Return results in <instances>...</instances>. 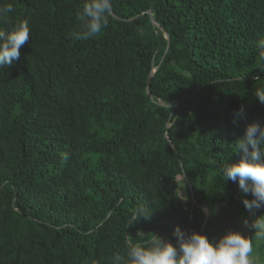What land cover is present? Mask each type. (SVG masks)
<instances>
[{"label":"trees","instance_id":"obj_1","mask_svg":"<svg viewBox=\"0 0 264 264\" xmlns=\"http://www.w3.org/2000/svg\"><path fill=\"white\" fill-rule=\"evenodd\" d=\"M84 2L0 0L14 8L0 28H30L0 68V264H110L129 236L216 240L221 211L248 212L219 169L264 125V0H113L76 40ZM139 208L150 217L129 225Z\"/></svg>","mask_w":264,"mask_h":264},{"label":"clouds","instance_id":"obj_2","mask_svg":"<svg viewBox=\"0 0 264 264\" xmlns=\"http://www.w3.org/2000/svg\"><path fill=\"white\" fill-rule=\"evenodd\" d=\"M14 11L11 3L0 7V24L10 23L8 14ZM113 14V0H85L76 14L80 30L73 32L76 40H87L99 35L107 27ZM30 39V28L26 20L16 22L8 31L0 28V68L11 66L20 58V49ZM256 48L264 61V39L258 40ZM259 67V66H258ZM261 68V67H260ZM264 70V68H261ZM257 80H259L257 78ZM254 95L264 104V85ZM243 115V109L234 114ZM233 123H237L233 119ZM235 153L240 155L238 163L225 164L219 169L226 182L238 185V191L251 199H243L245 209L253 216L264 211V125H247L243 137L235 142ZM207 214V210L202 209ZM151 212L137 209L129 225L141 217L148 219ZM245 227L254 230L251 237L239 231L229 230L218 240H210L196 231L186 232L176 226L173 240L155 233L143 242H135L131 236L125 240V255L115 254L110 264H253L254 243L264 241V214L251 223L244 220Z\"/></svg>","mask_w":264,"mask_h":264},{"label":"rangeland","instance_id":"obj_3","mask_svg":"<svg viewBox=\"0 0 264 264\" xmlns=\"http://www.w3.org/2000/svg\"><path fill=\"white\" fill-rule=\"evenodd\" d=\"M220 215L224 218L225 227L227 230L223 229V233L221 235H217L216 240L226 234L227 231H239L243 233L245 236L251 237L254 235V230H251L244 225V220H248L249 223L252 222L256 217L262 214H255V216L251 215L247 212L245 215L241 217H235L231 212V209L224 212H220ZM220 230V229H219ZM253 264H264V241H257L254 243V251L252 253Z\"/></svg>","mask_w":264,"mask_h":264},{"label":"water","instance_id":"obj_4","mask_svg":"<svg viewBox=\"0 0 264 264\" xmlns=\"http://www.w3.org/2000/svg\"><path fill=\"white\" fill-rule=\"evenodd\" d=\"M152 21H153V24H154V25H156L157 27H159V28H160V29L166 34V36H167V38H168V41H169V44H170V41H171L170 35L167 33V31L165 30V28H164L161 24H159V23L156 21V19L154 18L153 15H152ZM156 71H157V69H154V70L151 72L150 77H149V80H148L149 83L152 82L153 77H154ZM149 92H150V91H149ZM160 104H161V105H164V106H170V107H172V105H169V104L165 103L163 100L160 101ZM170 143H171L172 147L175 148L173 142L170 141ZM192 195H193V198H194V197H195V193H194V191L192 192ZM206 216H207V219H206V223H207L208 220H209V218H210V211H209V210H207V214H206Z\"/></svg>","mask_w":264,"mask_h":264}]
</instances>
